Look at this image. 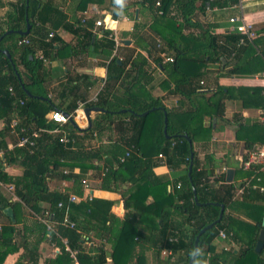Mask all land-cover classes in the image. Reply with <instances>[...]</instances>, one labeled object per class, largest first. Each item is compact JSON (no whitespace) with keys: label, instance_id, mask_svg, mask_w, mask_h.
<instances>
[{"label":"trees","instance_id":"16d2710c","mask_svg":"<svg viewBox=\"0 0 264 264\" xmlns=\"http://www.w3.org/2000/svg\"><path fill=\"white\" fill-rule=\"evenodd\" d=\"M195 1L197 0H135L132 2L133 6L152 10L155 13L157 11L166 13L170 6H175L178 12L176 16L181 18V22H178L175 16H172L169 21L168 17L152 15L153 21L149 23V30L161 39L160 46H157L158 42L155 40L138 36L134 41V48L142 50L149 48L158 53L169 52L172 55L173 60L168 62L156 58L157 66L164 70L166 79L172 84L171 92L183 95L190 102L191 108L180 106L167 108L159 97L153 96L147 89L143 95L131 90L134 84L146 88V82L153 77L147 71L148 62L141 52H137L129 63L121 61L119 64L116 59L112 58L113 65L119 71L107 76L94 102V105L106 111L95 116L93 126L84 130L83 135L93 138L94 131L100 132L101 121L110 125L113 119H117L121 138L113 141L106 148L93 147L90 149H85L76 133V127L69 121L62 124V128L69 133L68 136L75 138V142L62 143L58 139L59 134L50 132V129L59 127V124L48 119L47 113L58 109V106L53 105V102L47 99L46 90L40 84L41 80H36L32 73L36 66H40L36 51L43 47L53 49L54 46L53 38L46 41L50 33L46 24L55 30L61 27L72 28L73 25L66 21L63 11L54 6L50 7L51 4L48 2L18 0L13 4L12 14L9 15H13L14 18L8 16V21L3 25L0 22V119H6L11 114H15L14 119L16 120V125L12 126L11 120L5 129L0 130V150L4 155V159L0 157V180L4 184L12 185L10 194L7 196L0 190V217L3 219L0 222V264L8 254L15 253L20 248L22 252L13 264H37L38 246L49 230L50 239L58 246L60 252L54 258L45 261V264H73L74 262L88 264L86 260L89 259H84L85 255L82 253L83 238L80 236L78 227L76 225L69 227L62 223L64 214L66 212L68 214L70 193L82 194L84 185L82 179L84 178L82 173H75L72 170L75 166H78L81 171L92 167L95 171V178L100 181V186L111 190L121 189L122 185L117 182L118 171L126 170L129 173L128 180L138 189L135 196L133 193L123 195V205L126 210L123 219L120 221L112 217L108 225L110 234H115L110 254L113 264H118L117 260L121 254L126 257V262L132 260L134 264H142L143 259L139 257L143 258L146 243L153 246L157 258L161 250L170 251L165 259H156L157 264H188L199 231L218 218L219 203L224 205L222 217L199 234L198 252L191 264H264V247L259 253L254 250L259 230L264 228L262 225L264 192L252 187L251 184L244 183L245 181L237 186L232 182H224L217 188H213L208 182V177L215 172L214 163H207L212 157L209 154L205 156V159H208L205 163L198 158L193 145L196 136L195 128L191 126L192 118H196L200 109H210V105L214 108V110L211 109L214 115L221 117L224 111L223 99L229 97V94L227 96L224 93V88L219 87L217 93L221 96L215 102L210 101L209 97L206 107L198 103V97L205 96V92L201 90L203 86L194 82V79L202 75L198 68L206 63L216 62L221 66L222 71L227 64L230 65L224 69L223 75L250 74L254 71L253 65L256 63L259 65L255 71L264 72V48L259 47V52L254 48L252 53L248 51L251 45L249 41L244 45L236 46L240 37L238 32L229 30L223 34H216L214 30L219 26L217 23L193 21L192 16L197 8L194 6ZM200 1V8H203L207 4L217 7L226 6L238 0ZM108 2L115 8L112 11L114 18L121 0H108ZM45 7H49L48 17L45 21L38 23L39 12ZM53 16L58 19V22L52 25ZM81 19L78 20L79 23L76 22L78 24L75 32L79 35L81 43H84L83 50L91 49V51L98 52L100 50L104 57L109 56L113 41L105 36L110 30L103 29L104 35L96 39L93 32L87 29L88 25L91 26V21L85 24V19L83 21ZM26 20L30 25L28 33H18L24 30ZM184 27L196 28L198 31L183 33ZM7 31L10 32L6 34ZM5 36L11 44L6 46L9 56L2 52L4 46H1V42ZM22 38H28L30 42L19 43ZM18 63L29 73L19 72ZM98 63L104 64L103 62ZM107 67L110 71V66ZM126 79L128 81L124 82L125 87L118 91V87H114L113 84ZM111 85L113 89L110 88ZM9 87L12 88L11 92ZM185 87H188L187 91ZM144 111L148 112L142 115ZM163 112L166 113L168 137L163 132ZM182 113H187L189 117L182 118L180 116ZM241 126L242 123L239 124L240 128ZM21 127L24 130L17 133ZM255 127L258 128L259 125ZM260 129L263 130H260L257 139H245L246 151L242 157L243 163L247 152L253 146L264 143L262 123ZM5 131L11 137H16V143L11 149H8L4 142ZM183 134L189 136L191 144ZM19 135H27L33 143L19 145ZM126 150H129V155L120 161V157L125 154ZM191 151L193 152L192 157ZM159 153L164 156L163 159L157 157ZM191 160V171L188 174ZM92 161L100 162V165H93ZM160 161L174 172L172 179L155 174L153 168L161 164ZM3 163L5 167L19 163L20 173L9 174L5 168H2ZM248 168L253 170L254 175L258 174L254 170H262L261 165L256 163L250 164ZM262 171L264 173V168ZM220 177L223 178L222 174ZM60 179L71 181L67 191L51 188V183ZM167 184H171L169 192ZM146 186H150L149 194L155 196L154 201L148 204L142 198L147 195ZM239 186H243L242 192L239 197H236L235 193ZM140 190L144 194L142 197H139ZM161 192L163 195L156 198L157 193ZM99 200L91 199L90 202L97 203ZM59 202L61 205H58ZM236 202L241 206L247 204L246 207H242V210L254 217V223L251 224L250 229L249 224L240 222L241 218L231 215L232 212L237 211L236 206L235 210L232 206ZM111 204L112 202H108L106 212ZM6 207L12 208L13 220L4 213ZM146 210L155 212L156 220H154V225L149 226L148 233L144 234V227H139L140 220L137 221L136 217ZM239 213L242 214V212ZM43 218L48 219L50 228L42 221ZM17 225L21 227L18 228ZM111 227L117 231H112ZM235 227L244 230L245 234L252 233L249 239L245 241ZM129 229L137 239L133 240L134 236H132L131 244L124 241L122 243L121 237ZM221 229L226 233L225 239L239 242L240 246L237 251L215 248L213 241L219 237L218 233ZM245 229L249 230V233ZM66 246L76 251L74 257L70 255ZM101 252L102 259L98 260V263L106 261L102 248Z\"/></svg>","mask_w":264,"mask_h":264},{"label":"crops","instance_id":"0c3cea01","mask_svg":"<svg viewBox=\"0 0 264 264\" xmlns=\"http://www.w3.org/2000/svg\"><path fill=\"white\" fill-rule=\"evenodd\" d=\"M17 1L18 0H0V22L2 25L8 21V16L14 18L13 15L9 14H12L13 4L17 3ZM41 1L43 3L48 2L51 4L50 7L54 6L63 11L66 16V21L73 26L72 28L61 27L55 30V28H50V26L46 24V27L49 28V32L53 33L52 36L46 38V41H50L53 38L52 41L54 46L53 49L43 47L36 51V57L40 62V66H36L32 73L36 80H41L40 84L42 88L46 90L47 99L53 102V105L58 106L59 110L71 115H76V112L78 113L79 116H76L78 120L73 125L76 127V133L80 137V141L85 149L93 147L106 148L113 141L121 138V131L118 128L117 119H113L110 125L101 121L99 124L100 132L94 131L92 135L93 138H87L83 135L84 130L93 126L95 116L98 113H101L93 112L90 114L89 118L86 116L83 117L82 113L84 109L96 106L94 105V102H96L97 95L99 91L102 90L107 76L113 75L119 71V69L113 65L112 58L116 59L119 64H121V61H124L125 63L128 61L129 63V60L134 57L137 52H141L148 62L147 71L151 73L153 77L150 81L146 82V88L134 84L131 90L143 95L147 89L153 96L159 97L167 108H175L179 106L183 108H191L190 102L183 95L171 92L172 84L166 79L164 70L158 68L155 60L156 58H161L163 62H168L163 56H161V52L158 53V51L149 48L145 50L134 48V41L138 36H145L148 40H155V42H157V39L161 40L149 30V23L153 21L152 15L156 14L162 17H168L169 21L172 16H175L177 17L176 20L181 22V18L176 16V13L178 12L174 5L170 6L166 13H162V11H157L155 13V11L152 12V10L142 9L136 5L133 6L132 2L135 0H121L120 5L117 7V14L113 18L112 11L115 8L109 4L108 0ZM200 5V0L195 1L194 6L198 9H195V14L192 16L193 21L217 23L219 26L215 27L214 33L223 34L226 31H229L230 23L228 19L230 16H243L248 22L253 24L256 33V36L249 41L251 45L248 47V51L253 53L255 48L256 51L259 52V47L260 49L264 48V0H238L236 3L221 7L210 6L207 4L205 7L200 8ZM208 6L210 7L208 8ZM48 10L49 7H45L39 12V17L37 18L38 21L36 20L38 23L45 21L48 17ZM224 12H228L227 16ZM80 18L85 19V24L88 21H91L92 24L91 26L88 25L87 29L93 32L96 39H99L104 35L103 29L110 30L109 34L105 36L113 41L111 54L109 56L104 57L100 50L99 52L91 51V49L83 50L82 45L84 43H81L79 35L75 32V28L79 23L78 20H80ZM96 19L102 21L101 26L94 25ZM52 20V25L53 23L58 22V19L55 16L52 17ZM27 27L29 31L30 25L26 20V26L22 31H25ZM22 31H18V33L24 34ZM197 31L196 28H183V33H195ZM9 32L10 31H7L6 34ZM123 39H128L129 42L126 43ZM145 40L147 41V39ZM1 44V46H4L2 52L3 50L8 51L6 46L11 45L6 36L2 39ZM35 48L37 49V46H35ZM164 53L165 56L172 57L169 52ZM255 54L257 53L255 52ZM247 59L249 60V57ZM98 62H103L104 64L101 65ZM108 65L110 66V71L109 67H107ZM258 65L256 63L253 65L254 71L252 72V77H250L248 73L223 75V71L224 69H227V67L225 66L222 71V68H220L221 66L216 62L206 63L198 68V71L202 75L198 79H194V82H197L195 84L203 86L201 87V90L205 92V96L198 97V103L205 107V103L208 102L207 99L209 97L210 101L214 100L215 102V100L221 96V94L217 93L219 87L224 88V93L227 94V96L229 94V97L223 99L224 111L221 117L214 115L211 110H214V108H212L211 105L210 109L202 108L204 114L201 116L202 124H200L199 127L204 130L209 129V138L193 143L198 158L202 162L205 163L206 160H208L205 159V156L208 154L212 157L210 158L211 161L208 160L207 163H214L215 172L208 177V182L213 188H217L224 182H232L237 186L240 185L242 181L251 184L252 187L264 188V176L261 175L263 169L259 171L254 170L255 173H258L257 175H254L253 170L246 167L242 162L243 154L246 151L244 148L245 139H257L256 137H258L261 132L260 130H263L260 129V117L264 112V72L262 70V72L255 71ZM18 70L22 74L29 73L26 68L19 63ZM127 81V79L119 80L113 85L114 87H118V91H121L125 87L124 82ZM113 85L110 86L111 89H113ZM184 89L187 91L188 87H185ZM247 89H249L248 92L246 91ZM94 98L96 99L94 100ZM92 103L93 105H91ZM49 112L47 113V117ZM14 118L15 114H11L6 119H0V130L5 129L7 123ZM241 123L242 126L240 128L239 124ZM255 125H259V127L256 128ZM54 128H58L60 132H53L52 129ZM54 128L50 129L51 133H57L59 136L66 134L69 138L67 143L75 142V138L68 136L69 133L63 130L62 125ZM198 130L199 128L195 127V133L199 135ZM124 133H126V131ZM15 138L11 137V135L5 131L4 142L8 149H11L15 145ZM229 153L230 158L228 159ZM231 158L238 167L229 164ZM91 163L97 166L100 165V162L97 161H92ZM2 168H5V171L12 175L19 174L21 171V165L19 163H13L8 167H5V164L3 163ZM66 168L68 169L69 167ZM228 169H233L232 181L226 179ZM72 170L75 173H82L83 178L87 180L88 185L86 188L83 185L81 195L69 192L70 195H75L76 199L70 201L68 204L69 218L75 223L76 227H78L80 236L83 238L81 248L82 253L85 255L84 259H89L86 260L88 264H113L110 254L111 244L115 240V234H110L108 225H110L113 218H117L120 221L123 219L126 211L123 205V195L133 193L135 196L137 195L138 189L134 186L135 184H132L128 180L129 173L126 170L118 171L117 182L122 185L119 190L102 188L99 179L94 176L95 171L92 167H88L81 171L78 166H75ZM153 171L155 174L164 177L167 176L169 179H172L174 173L169 170V167L165 163L155 166ZM221 174L223 178L220 177ZM7 185L8 184L4 183L0 185V188H3L2 193L5 196L10 194V191L6 187ZM70 185L71 181L60 179L54 180L51 183V188L67 191ZM240 187L243 186L237 187V190ZM145 188L147 191L144 189V192L146 191L145 193H147V195L142 194L140 190L139 197L144 195L142 198L145 199V202L148 204L149 202L154 201L155 196L149 194L150 186H146ZM237 190L235 196L237 195L236 197H239L241 192L237 193ZM167 191H171V184H167ZM160 195H163V193H157L156 198L160 197ZM91 199L100 200L97 203H91ZM108 202H112V204L110 205L108 212H106L105 209L108 208ZM238 215L240 216L237 218L246 220L243 215ZM29 217L31 216L29 215ZM37 217L39 218L40 216ZM136 219L137 221L140 220L139 227H144V234H147L149 226L155 224L154 220H156V215L155 212L146 210L143 211L140 216H137ZM1 221H3V219L0 217V222ZM17 227L19 228L21 225H17ZM235 228L236 230L238 229L237 227ZM136 229L138 230V226ZM112 231L115 232L117 230L112 229ZM245 233L244 230L238 229V234L242 235L244 240L247 241L252 233ZM132 236H134V234L129 229L125 235H122V243L124 241L125 243L131 244L130 238ZM132 239L136 240V235ZM17 240L21 239L17 238ZM144 245H146L144 256L143 258L139 257V259H143L142 264H157L156 259L166 258L167 254L163 253V250H161L160 256L157 258L153 246H150L148 243ZM213 245L217 250L224 248L234 249V251H237L240 246L239 242L233 239L225 240V238L220 237L213 241ZM101 248L105 254L106 261L98 263V260L102 259ZM21 252L22 248L15 253L8 254L1 264H13ZM59 252L58 246L50 239V230L47 231L45 238L38 246L39 257L37 264H45V261L47 262L49 259L54 258ZM136 252H138V248H136ZM121 256L117 260L118 264H134L132 260L129 262L127 260L126 262V257ZM73 264L79 263L74 262Z\"/></svg>","mask_w":264,"mask_h":264},{"label":"built area","instance_id":"2783aa9c","mask_svg":"<svg viewBox=\"0 0 264 264\" xmlns=\"http://www.w3.org/2000/svg\"><path fill=\"white\" fill-rule=\"evenodd\" d=\"M158 4V2H156ZM210 6H208L209 8ZM82 21L84 20V18L81 19ZM229 30L230 31H236L240 34V37L238 38V41L236 42V46H241V45H244L245 43H247L248 41H251L255 36H256V33H255V29L253 27V24L251 22H248L243 16H230L229 19ZM94 25L95 26H101L102 25V21L100 19H96L94 21ZM53 33H49V36H51ZM157 42H158V45L157 46H160V40L157 39ZM19 43H29V40L28 38H22L19 40ZM161 56H163V58L166 60V61H172V57L170 56H165L164 52H161L160 53ZM42 57V56H41ZM9 91L11 92L12 91V88L9 87ZM96 98H94L95 100ZM69 116H71L72 118H76V116H79L78 113L76 112V115H71L69 114ZM48 118L56 123H58L59 125H62L64 123H66L68 121V115H64V113L59 110V109H53L49 112L48 114ZM260 121L261 123L264 125V112L263 114L261 115L260 117ZM11 125H16V120L13 119L11 121ZM24 129L21 127L19 128L18 132L17 133H21ZM53 132H60V130L58 128H54L52 129ZM59 141L62 142V143H67L69 138L66 136V134H62L58 137ZM32 144L33 142L31 140H29V138L27 137V135H23V136H20L19 135V138H18V144L19 145H23V144ZM1 154V152H0ZM129 155V150H126L125 154L123 156L120 157V161H123L125 159L126 156ZM158 158L160 159H163L164 156L159 153ZM160 163H163L162 161H160ZM252 163H256V164H259L261 165L262 169L264 168V143L263 144H259V145H255L253 146V148L251 150H249L246 154V158H245V161H244V165H246V167H249L250 164ZM82 183L84 184V187L86 188L88 185H87V180L86 179H82ZM3 183L0 181V185H2ZM7 189L9 191H11L12 189V185H7L6 186ZM242 188L243 187H240L238 190H237V193H240L242 192ZM259 190L261 192H264V188L263 187H260ZM76 199V196L75 195H70L69 196V201H73ZM58 205H61V203L59 202ZM41 219V218H40ZM42 221L47 225L48 228H50V224L48 222V219H42ZM62 223L66 226H69V227H73L75 226V223L73 221H71L68 217V214L67 212L64 214V217H63V220H62ZM218 236L220 238H225L226 237V233L224 230H220L219 233H218ZM66 249L70 252V255L72 257H74V254H75V250H70L68 248V246H66ZM163 253L165 254H170V251H167V250H163Z\"/></svg>","mask_w":264,"mask_h":264},{"label":"water","instance_id":"95a60500","mask_svg":"<svg viewBox=\"0 0 264 264\" xmlns=\"http://www.w3.org/2000/svg\"><path fill=\"white\" fill-rule=\"evenodd\" d=\"M136 12H137V9H136ZM22 32H23L24 34L27 33V32H28V27H27V29H26L25 31H22ZM123 41L126 42V43L129 42L128 39H123ZM3 52H4L7 56H9V53H8L7 50H3ZM153 108H154V107H153ZM104 111H105V109L102 108V107H99V106H91V107H88V108L84 109V111H83V113H82V116H83V117L86 116V117L89 118V117H90V114L93 113V112H104ZM123 111H124V110H123ZM62 112L64 113V115H68V121H70L72 124H74V123L78 120L77 118L73 119L71 116H69V113L64 112V111H62ZM147 112H148V111H144V112H142L141 114H142V115H145V114H147ZM166 119H167V118H166V114H165V112H164V129H163V132H164V134H166V137H168V135H167V133H166ZM89 123H90V120H89ZM183 135L185 136V138L188 139L189 143L191 144V140H190L189 136H188L187 134H183ZM190 155H191V157H192V155H193V152H192V151H191ZM1 159H4V155H3V154H1ZM191 166H192V160H191V162H190V164H189V166H188V174H190ZM232 177H233V169H228V170H227L226 179H227L228 181H232ZM219 206H220V212H219V216H218V218H217L215 221H213L212 223H210V224L206 225L205 227H203V228L199 231L198 235L196 236L195 241H194V251H193V254L190 256V258H189V260H188V264H191L192 261H193V259H194V258L196 257V255H197V252H198V237H199V234H201V233H202L203 231H205L207 228L211 227L214 223H216L217 221H219L220 218L222 217V213H223L224 205H223L222 203H219ZM4 213H5L7 216H9L12 220L14 219V218H13V210H12L11 207H6V208L4 209ZM262 224L264 225V219H263V221H262ZM263 247H264V228H261L260 231H259V233H258V238H257V241H256V243H255L254 250H255L257 253H259Z\"/></svg>","mask_w":264,"mask_h":264},{"label":"rangeland","instance_id":"374dc122","mask_svg":"<svg viewBox=\"0 0 264 264\" xmlns=\"http://www.w3.org/2000/svg\"><path fill=\"white\" fill-rule=\"evenodd\" d=\"M224 14L227 16L228 12H224ZM194 30H195V29H194ZM196 30H198V29H196ZM226 67H230V65H227ZM251 71H252V70H251ZM248 74H249V73H248ZM252 75H253V73H250V74H249L250 77H252ZM246 91L248 92L249 89H247ZM206 106H207V105H206V103H205V107H206ZM202 113H203V110L200 109V113L196 116V118H192V125H191V126L194 127V128H195V127H196V128H199V130H198V131H199V135L196 134L194 143H195L196 141H202L203 139H208V138H209V133H210L209 129L204 130V129H202L201 127H199V125L201 124V115H202ZM180 116H181L182 118H184V119H187V118L189 117V115H187V113H182ZM230 153H231V152H230ZM230 153H229L228 159L230 158ZM229 164H231V166L238 167L237 164L233 162L232 158H231ZM261 175L264 176V173H262ZM0 189H1V191H3V188H2V187H1ZM243 205H244V206L238 205L237 202H236L235 204H232V206L234 207V210H235V206H236V208H237L236 210H237V211H234V212H232L231 214H232L233 217L237 218L238 216H240V215H238V214H240V213H238V212H242L241 215H243V216L246 218V220H242V221H240V222H242V224H249V225H248V228L250 229V228H251L250 226H251L252 222L254 221V217L249 216V215L246 213L245 210H242V207H246L247 204H243ZM245 230H246V229H245ZM246 231H247V233H249V230H246ZM225 240H228V239H225ZM263 253H264V251H263Z\"/></svg>","mask_w":264,"mask_h":264}]
</instances>
